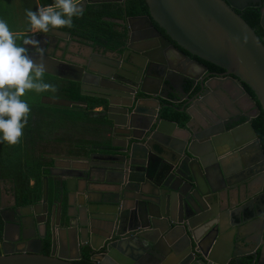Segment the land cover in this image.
Returning <instances> with one entry per match:
<instances>
[{"label": "water", "instance_id": "95a60500", "mask_svg": "<svg viewBox=\"0 0 264 264\" xmlns=\"http://www.w3.org/2000/svg\"><path fill=\"white\" fill-rule=\"evenodd\" d=\"M107 1L125 2L81 5ZM145 2L148 15L125 19L127 46L119 59L93 50L77 62L61 58L60 41L70 34L59 29L28 37L44 50L41 57L30 45L28 54L46 75L97 99L110 141L82 155L87 168H49L60 189L54 186L57 204L50 207L44 175L39 202L14 200L0 209V264H76L83 250L91 264H231L249 253L251 264H264V191L235 206L230 194L237 174L257 162L264 179V150L252 125L264 114V36L238 13L258 7L264 32V0ZM179 103L190 117L184 127L160 117L163 105ZM194 111L201 115L196 129ZM252 147L255 161L231 159Z\"/></svg>", "mask_w": 264, "mask_h": 264}, {"label": "crops", "instance_id": "0c3cea01", "mask_svg": "<svg viewBox=\"0 0 264 264\" xmlns=\"http://www.w3.org/2000/svg\"><path fill=\"white\" fill-rule=\"evenodd\" d=\"M12 2L14 7L8 9L7 6H4L7 2ZM36 7L38 9L39 4L38 0H35ZM82 6V5H81ZM36 7L29 4L28 0H0V19L7 21L8 17H11L10 23L12 29H9L13 34L24 35L20 38V41L31 37L34 34H41L43 32L32 33L30 31V22L26 15L27 10L36 11ZM86 7V6H85ZM84 7V9H85ZM83 9V10H84ZM10 12V14H7ZM14 17V20H13ZM14 21H19L17 25L14 24ZM70 34V33H69ZM18 35V36H19ZM20 37V36H19ZM18 38V37H17ZM88 43H81L76 37L69 35L67 40L60 41V50H57L56 55L61 58H64L69 61L77 62L80 60L79 56L81 54L89 55L92 51H96L94 48H90ZM30 45H27L29 49ZM93 51V52H94ZM96 53V52H95ZM46 75V74H45ZM44 78V77H43ZM52 79H58L49 75H46V81H52ZM60 80V81H59ZM59 89L47 92H39L38 98H41L42 104L38 103L37 105L30 104V112L27 117V124L23 129V135L20 143L22 146L27 148V160L21 158L22 169L27 172L28 167L29 170L31 167L35 168V170H39L37 167V162L39 158L41 159L42 166L40 167L41 178L44 175L49 176V185H48V202L51 205L53 202L57 204L60 201L59 194L55 197V185L51 183V176L49 174V168L54 165L61 167H76V168H87V161L82 155L87 156L90 152L93 151V147H97L99 145H107L110 141L109 132L105 131L103 128V124L101 122L100 114L97 113L99 110L98 107H93L92 109H88L87 106H79V105H71V106H58L48 104L46 98H42V96H50V97H59L70 100H81L76 98L68 97V90L66 89L67 85L64 83L65 81L59 79ZM65 87V90H64ZM49 92V93H48ZM39 100V99H38ZM185 102V101H184ZM59 113L60 116L55 118L48 119L46 116L47 109L55 110ZM194 110V109H193ZM196 113V111H194ZM39 113H42L41 117ZM196 118L193 119L192 127L196 129L200 124V117L198 113H196ZM32 121V122H31ZM65 133L66 138H62V136L57 135L60 133ZM177 134L182 133L183 131L177 130L175 131ZM61 135V134H60ZM81 139V140H79ZM257 153V149L255 147L248 148L246 152L240 153L239 155H231L233 160L241 161L243 158L246 162L250 161V159H254ZM11 160L16 161L17 159L7 155ZM81 156L82 158H79ZM256 158L254 159V161ZM258 160V159H257ZM237 163V161H236ZM260 166L259 162L257 164L251 166L248 170L240 171L236 177H238L234 185L230 187V194L232 195V204L235 206L239 203L240 200L245 199L246 197H251L253 195H258L259 193L264 191V179L262 172H259ZM39 173V172H37ZM35 182L33 177H30L29 184L32 186ZM57 189H59L58 185ZM97 187V185H93ZM92 186V187H93ZM15 181L12 179L4 178L0 180V209L12 208L14 204V200L17 201L16 198V190H15ZM93 189V188H91ZM41 191H42V182H41ZM60 191V189H59ZM58 190H56V194ZM93 197H99L98 194L91 193ZM14 198V199H13ZM240 198V199H239ZM58 199V200H57ZM63 199V197H62ZM61 199V200H62ZM239 199V200H238ZM238 200V201H237ZM59 204V203H58ZM66 205V210L68 208L67 202H65V198L61 202V205ZM62 207V206H61ZM73 211V209H69V211ZM65 243V242H64ZM65 245V246H64ZM63 248H66V244L62 245ZM238 250H243L240 247ZM71 255H75L73 249L70 250ZM172 256V255H171ZM170 255L167 260L170 261Z\"/></svg>", "mask_w": 264, "mask_h": 264}, {"label": "trees", "instance_id": "16d2710c", "mask_svg": "<svg viewBox=\"0 0 264 264\" xmlns=\"http://www.w3.org/2000/svg\"><path fill=\"white\" fill-rule=\"evenodd\" d=\"M28 1L31 6L33 5L34 7H36L35 0ZM38 4L39 7L48 6L53 4V0H38ZM35 10H37V7ZM238 13L241 14L242 18L249 24L251 28L254 29V31L260 38L264 36V32L259 25L260 11L258 7L249 6L242 11H238ZM138 15H148V7L145 0H125L124 6L123 2L116 1L89 3L83 10L82 15L73 17V26L71 28L65 27L59 30L70 33L71 36L76 37L81 43H91L92 46L96 48L103 46V49L105 51L107 49L116 50V48L120 50V46L122 44L121 39H123L126 35V28L118 22H124L126 17ZM19 36V38H22L24 35ZM191 57L195 58V56ZM198 60L203 62V60ZM203 63H205L209 67V70L222 71L220 68L211 63ZM44 76L46 77L45 74ZM50 79L53 82L56 81L53 86L55 87V89H59V79ZM43 82H45V80H43ZM64 83L67 85V96L71 98L73 97L76 99L86 100L88 102V109H92L95 104L99 103L95 98L81 95L79 92L78 84L70 81H65ZM248 91L252 94L250 89H248ZM165 104L170 103L165 101ZM181 106L182 103L166 106L163 105L160 109V117L175 121L179 126L184 127L190 117L185 111L179 110ZM53 109L56 110L55 107H53ZM252 125L264 150V114L261 110L259 115L252 119ZM21 138L15 145H9L6 142H0V180L4 178H13V180L15 181L14 188L16 190L17 204L29 205L37 203L41 199L42 178L40 167L42 166V162L39 158L37 162V167L39 170H35V168L33 167H31V169L29 170L28 167L27 172L23 171V162L21 161V158L27 160L28 153L27 148L22 146V144L20 143ZM7 155H10L11 157L17 159V162L11 160ZM30 177H33L35 179V182L32 186H30L29 184ZM47 250L48 241L45 240L43 245V252L46 253ZM75 263L91 264L88 252L86 250H83L81 259L75 261Z\"/></svg>", "mask_w": 264, "mask_h": 264}, {"label": "clouds", "instance_id": "9594fccd", "mask_svg": "<svg viewBox=\"0 0 264 264\" xmlns=\"http://www.w3.org/2000/svg\"><path fill=\"white\" fill-rule=\"evenodd\" d=\"M82 14L81 0H53L51 5L26 11L32 33L71 28L73 17ZM18 35L0 19V142L9 145L19 142L30 112L28 104L20 98L30 90L38 93L56 90L43 82L44 64L36 63L28 54V48L17 44ZM38 44L33 38L23 40V45H32L42 57L44 50Z\"/></svg>", "mask_w": 264, "mask_h": 264}, {"label": "rangeland", "instance_id": "374dc122", "mask_svg": "<svg viewBox=\"0 0 264 264\" xmlns=\"http://www.w3.org/2000/svg\"><path fill=\"white\" fill-rule=\"evenodd\" d=\"M4 6H7L8 9H11V8L14 7V4L9 1ZM7 14H10V12H7ZM10 19H11V17H8L6 19L7 20L6 23H7L8 27H9V29H12L11 23H10ZM13 20H14V17H13ZM18 23H19V21H14V24L15 25H17ZM17 37H18L17 38V44L20 45V46H23L22 44H23V40L24 39L20 41L19 36H17ZM43 80H45V83H49L51 85L55 84V82H56V81L55 82H53V81H46V77L45 76H44ZM20 99L22 101H25L28 104V106L30 104H34V105H37V106H38V103L39 104H42V100H41V98H38V92H36L35 90L26 91V93L24 94V96H22ZM44 113H46V115H47L46 117L48 119H52V118H55L57 116H60L59 113L56 110H51V109H47V112H44ZM41 115H42V113H39V116L40 117H41ZM60 134L57 135V138H59L58 136H62L65 133H62L61 132ZM62 138H66L65 135ZM79 140H81V139H79Z\"/></svg>", "mask_w": 264, "mask_h": 264}, {"label": "flooded vegetation", "instance_id": "af4514ba", "mask_svg": "<svg viewBox=\"0 0 264 264\" xmlns=\"http://www.w3.org/2000/svg\"><path fill=\"white\" fill-rule=\"evenodd\" d=\"M120 23L121 25H123V27H125V21L124 22H118ZM125 29V28H124ZM120 30V29H119ZM66 32V31H65ZM126 33H127V30H126ZM122 40V44L120 46V50L117 49V51H119L118 54H116L113 50H110V49H107L106 51L103 49V46L102 47H94L93 48L96 50L94 52L96 53H102L104 55H107L109 57H112L114 59H119V55L125 50L126 46H127V34L124 36ZM83 55V54H81ZM80 58V57H79ZM193 58V57H192ZM81 59V58H80ZM60 81V80H59ZM234 126V124L232 125ZM2 209V208H1ZM240 251H244V250H240ZM258 252V249L256 250ZM242 256H244L243 258H241V260L239 261L238 258H233L232 260H230V263L231 264H251V260L253 258V256L251 255V253L249 254H243ZM169 259V258H168ZM170 261H171V258H170ZM170 261L167 260V262L170 263Z\"/></svg>", "mask_w": 264, "mask_h": 264}]
</instances>
